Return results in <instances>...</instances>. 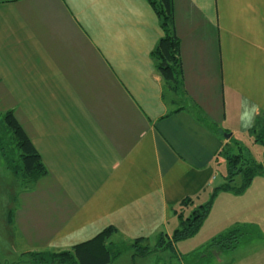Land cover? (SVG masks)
I'll list each match as a JSON object with an SVG mask.
<instances>
[{
	"label": "crops",
	"instance_id": "0c3cea01",
	"mask_svg": "<svg viewBox=\"0 0 264 264\" xmlns=\"http://www.w3.org/2000/svg\"><path fill=\"white\" fill-rule=\"evenodd\" d=\"M172 2L180 100L151 56L162 30L147 0H0V110L45 169L14 175L17 227L0 233L28 264L108 226L112 245L170 239L206 203L222 147L264 123V0ZM260 234L254 261L220 264H264Z\"/></svg>",
	"mask_w": 264,
	"mask_h": 264
},
{
	"label": "trees",
	"instance_id": "16d2710c",
	"mask_svg": "<svg viewBox=\"0 0 264 264\" xmlns=\"http://www.w3.org/2000/svg\"><path fill=\"white\" fill-rule=\"evenodd\" d=\"M147 1L150 2L157 14L162 30V36L152 49L151 56L162 79L165 92L174 94L180 100L185 95H183L182 89L180 38L176 35L174 26V3L172 0ZM198 119L201 120V117L198 116ZM0 131L3 134L0 137V155L4 157L7 168L26 181L33 180L45 173L41 156L12 111H7L3 115ZM250 133L254 142L262 145L261 147L264 149V123L256 128L253 127ZM239 145L237 141L232 140L230 144L228 142L222 147L220 155L223 156L226 166H228L226 168L227 181L221 186L215 187L214 194L218 190L235 194L242 193L257 174L263 173L261 164L254 162L251 158H244L245 156L240 152L234 153L233 148L235 147L242 151ZM190 200L192 199H185L182 201V205H188ZM209 207L210 202H207L195 208L187 218L182 219L180 227L173 232L170 239L161 233L158 236L157 245L153 247L144 244L141 238L135 239L129 245H112L109 239L118 231L113 226H108L91 239L73 245L69 249L50 253L33 252L29 254L28 260L30 264H110L114 258L129 248L132 250L130 264H133L136 258H144L165 249H169L177 260L182 261V264H190L185 260L186 256L194 260V264H198L202 260L208 259L212 252L237 249L241 238L255 237L256 232L254 233L252 227L235 226L226 234L213 237L205 247L196 253L184 256L176 254L178 253L175 248L176 242L194 235L209 213Z\"/></svg>",
	"mask_w": 264,
	"mask_h": 264
},
{
	"label": "rangeland",
	"instance_id": "374dc122",
	"mask_svg": "<svg viewBox=\"0 0 264 264\" xmlns=\"http://www.w3.org/2000/svg\"><path fill=\"white\" fill-rule=\"evenodd\" d=\"M186 105L189 106L188 103H186ZM5 112L7 111L0 110V128ZM2 136L3 134L0 133V137ZM240 139L241 143L239 146L242 151H239L238 148L234 146V153L240 152V154L242 153L243 156H245L244 158H251L254 162L261 164L263 167V173L257 174L242 193L238 192V194H235L229 191L218 190L214 194V188L221 186L227 181L226 168L228 166H226V162L222 159L223 156H221L222 158H220L219 164L217 163V179L209 193V197H211H208L206 200V203L210 202L209 213H207L205 219L194 235H190V237L178 241L180 244H178L179 246H175L176 251L178 252L176 254L184 256L196 253L200 251L201 248L205 247L213 237H217L224 233L226 234L228 230L235 226L252 227L254 233L256 232V235L254 238H241L237 249L226 252H212L208 259L202 260L198 264L250 261L254 259L253 251L257 246H260V241L262 239L260 233H264V152L261 147L262 145L255 143L251 134L243 135ZM3 158L4 157L0 155V233L8 232V230L13 233L15 230L14 228L17 227L16 223H12L10 228L6 223L9 218V213L11 211L12 213H15L14 210L16 208V203H14V198L18 192L16 185L14 184L15 174L9 168L8 170L10 171L4 174L7 167ZM18 180H21V178ZM191 212H189V214ZM188 215H184V219L187 218ZM14 249L15 246L11 247L9 240H7L5 235L0 237V264H3V261L6 258L12 260L15 257L19 258L18 261H20L21 264H28V261H26L27 259L25 260L24 257L12 252ZM155 254H150V256L144 260L137 258L134 264H182V261L177 260L175 258L176 256H174L169 249L162 250L159 254ZM124 255L130 257L131 252L126 251ZM186 257L187 259L185 260L188 263L190 262V264H194V260H191L188 256ZM129 263L130 260L128 261V264Z\"/></svg>",
	"mask_w": 264,
	"mask_h": 264
},
{
	"label": "water",
	"instance_id": "95a60500",
	"mask_svg": "<svg viewBox=\"0 0 264 264\" xmlns=\"http://www.w3.org/2000/svg\"><path fill=\"white\" fill-rule=\"evenodd\" d=\"M225 136H227V135H225Z\"/></svg>",
	"mask_w": 264,
	"mask_h": 264
}]
</instances>
